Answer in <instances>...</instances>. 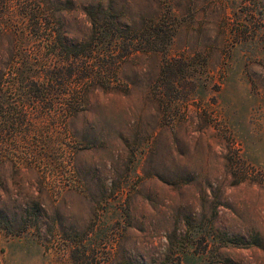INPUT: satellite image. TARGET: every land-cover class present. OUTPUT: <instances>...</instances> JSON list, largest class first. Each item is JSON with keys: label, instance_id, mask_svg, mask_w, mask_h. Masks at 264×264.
I'll list each match as a JSON object with an SVG mask.
<instances>
[{"label": "rangeland", "instance_id": "rangeland-1", "mask_svg": "<svg viewBox=\"0 0 264 264\" xmlns=\"http://www.w3.org/2000/svg\"><path fill=\"white\" fill-rule=\"evenodd\" d=\"M0 264H264V0H0Z\"/></svg>", "mask_w": 264, "mask_h": 264}, {"label": "trees", "instance_id": "trees-1", "mask_svg": "<svg viewBox=\"0 0 264 264\" xmlns=\"http://www.w3.org/2000/svg\"><path fill=\"white\" fill-rule=\"evenodd\" d=\"M100 45L93 43L89 48H85L76 60H68L66 62L61 61L57 66H50L49 81L52 82L53 87L54 79L61 78V68L66 64L68 66H78L82 73V80L84 81V86H81L79 90L72 91L70 89V81L64 83L59 82V85H66L67 89L63 91L65 98L63 101V110L67 115L75 114L78 109L75 106L78 98L83 99L84 94L87 92L89 85L100 86L107 89L114 88L117 84L110 80L109 74L113 73L115 76L118 72V67L120 64L119 59H117V53L113 50H106L105 52L100 51ZM48 85V84H47ZM53 89V88H51Z\"/></svg>", "mask_w": 264, "mask_h": 264}]
</instances>
